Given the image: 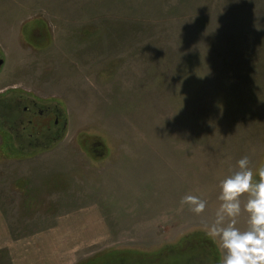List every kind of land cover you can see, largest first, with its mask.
I'll use <instances>...</instances> for the list:
<instances>
[{
    "label": "rangeland",
    "instance_id": "obj_1",
    "mask_svg": "<svg viewBox=\"0 0 264 264\" xmlns=\"http://www.w3.org/2000/svg\"><path fill=\"white\" fill-rule=\"evenodd\" d=\"M0 55V115L21 92L67 118L60 152L31 168L40 184L18 186L8 165L43 152L16 156L0 134L20 241L0 264L216 262L196 233L213 240L219 182L244 156L264 165V0H0ZM22 120L10 132L0 116L9 141Z\"/></svg>",
    "mask_w": 264,
    "mask_h": 264
},
{
    "label": "clouds",
    "instance_id": "obj_2",
    "mask_svg": "<svg viewBox=\"0 0 264 264\" xmlns=\"http://www.w3.org/2000/svg\"><path fill=\"white\" fill-rule=\"evenodd\" d=\"M244 156L236 170L219 182L221 202L207 226L208 235L219 241V264H264V165L255 172ZM181 205H188L197 216L205 212L207 202L196 195H185ZM246 213L245 227L238 218Z\"/></svg>",
    "mask_w": 264,
    "mask_h": 264
},
{
    "label": "flooded vegetation",
    "instance_id": "obj_3",
    "mask_svg": "<svg viewBox=\"0 0 264 264\" xmlns=\"http://www.w3.org/2000/svg\"><path fill=\"white\" fill-rule=\"evenodd\" d=\"M15 108V112L18 111V114L22 112L21 118L23 117L21 123L19 122L23 128V133L20 131V129H16L17 132L19 131L18 135H20L21 138L28 135L29 138L28 143L18 142L19 147L34 151L43 149L57 140H62L67 129V118L58 108V105L53 108L50 106L41 107L37 97H29L28 95L20 92L19 96L15 100ZM5 116L6 115L4 114L1 115V117ZM40 125L42 126L40 127ZM11 128L12 129H10V132L13 129L15 130V127L11 126ZM5 129L8 130L6 127ZM180 243H186L185 248L195 247L194 243L199 245L197 241H189L188 239H183V241ZM200 245H205L207 247L208 243L204 242ZM190 262L193 261L190 260Z\"/></svg>",
    "mask_w": 264,
    "mask_h": 264
},
{
    "label": "crops",
    "instance_id": "obj_4",
    "mask_svg": "<svg viewBox=\"0 0 264 264\" xmlns=\"http://www.w3.org/2000/svg\"><path fill=\"white\" fill-rule=\"evenodd\" d=\"M6 90H8V89H6ZM5 91H2L0 93L4 94ZM56 146H54L53 148H51L49 150H44V151L43 150L41 151V149H40V151L43 153H38L37 156L30 158V159H25V160H17L16 159V160L10 161L8 167L14 168V171H18V172L22 173V174H18V177H20V178L16 179L15 182L17 183L19 181H25V183L28 185L29 184L30 185L40 184L39 180H37V179L32 180V178L29 176L31 174V168H36V167L40 166L41 163H44L46 158L52 159V155L55 154V152H60L59 149L55 148ZM11 162H13V163H11ZM24 173H27V175ZM7 201H8L7 197L5 195H2V193H0V258L2 256H4L5 254H7L6 251L8 250L10 255L11 254H12V256L14 255L13 259H15L17 256H20L18 253V250H17V249H19V246L17 244L20 241L17 240L16 239L17 237L14 236L12 233V232H16V229L14 226H12L10 224L9 219H8V215H9L8 211L10 208H8L9 205H8ZM19 206L21 207V204ZM61 222H62L61 220L58 221L56 223V225L60 226ZM46 230H49V229H46ZM13 262H14V260H13Z\"/></svg>",
    "mask_w": 264,
    "mask_h": 264
},
{
    "label": "trees",
    "instance_id": "obj_5",
    "mask_svg": "<svg viewBox=\"0 0 264 264\" xmlns=\"http://www.w3.org/2000/svg\"><path fill=\"white\" fill-rule=\"evenodd\" d=\"M0 99H2V98H0ZM21 113L22 112H20V114H18V111H17V114H18V116H16L15 115V110L13 109V111H11L10 112V116H5V117H7V118H5L8 122L7 123H5V124H10V126H16L15 125V122L14 123H12L13 122V119H15V118H17V117H21L22 115H21ZM1 116V115H0ZM4 124V125H5ZM13 124V125H12ZM19 124V123H18ZM18 126H21V125H18ZM34 127H35V125H34ZM2 128H3V130H2ZM2 128L0 127V134H1V136L3 137V140H4V146L6 145L7 146V148L9 149V150H14V153H15V155L16 156H20V157H27V156H30V155H34L35 153L33 152V153H31V154H18V149L19 150H23V151H26L24 148H22V147H19V145H18V141L21 139V138H19V137H17V138H12V140H8V138L10 137V134L8 133L9 132V130H6L5 129V127L4 126H2ZM38 128V127H37ZM20 131L23 133V128H22V126L20 127ZM12 135H13V137H14V134L12 133ZM11 135V136H12ZM15 135H17V134H15ZM26 136H24V137H22V138H25ZM6 139V140H5ZM14 139V140H13ZM63 139V138H62ZM61 140V139H60ZM60 140H57L56 142H54V143H52L51 145H49V146H47V147H44L43 149H41V151L43 150H49V149H51V148H53L54 146H56L57 144H58V141H60ZM8 144V145H7ZM17 150V151H16ZM35 152H41V151H38V150H34ZM38 154V153H37ZM15 156V157H16ZM20 182L21 181H19V182H17V184H18V186L20 185ZM23 185H22V187H24L25 186V181H23ZM21 187V188H22ZM197 235H200L203 239H201L202 240V242H207L208 243V246H207V248L209 249V252L212 254V256H213V259L214 260H216V262L215 263H213V264H219V261H220V252H219V249H218V246H217V242L216 241H213V240H210V239H207L206 237H204L203 235H201V234H203V233H196ZM190 236H192V235H190ZM190 236L189 237H187L186 239H188V238H190ZM190 240H193V238L192 239H190ZM195 240V239H194ZM193 240V241H194ZM196 241H198V240H196ZM175 246V245H174ZM115 253V252H114ZM117 254V253H116ZM123 254H125L127 257V259L128 260H135L136 258H139V257H142V258H145V261L147 260V259H149L150 260V256H152V254L151 255H145V254H143V253H141V252H138V251H132V250H126L125 251V253H123ZM205 256H206V254H204ZM208 257V256H207ZM210 259V258H209ZM211 260V259H210ZM210 263V262H209Z\"/></svg>",
    "mask_w": 264,
    "mask_h": 264
},
{
    "label": "water",
    "instance_id": "obj_6",
    "mask_svg": "<svg viewBox=\"0 0 264 264\" xmlns=\"http://www.w3.org/2000/svg\"><path fill=\"white\" fill-rule=\"evenodd\" d=\"M5 60L0 55V69L4 66Z\"/></svg>",
    "mask_w": 264,
    "mask_h": 264
}]
</instances>
